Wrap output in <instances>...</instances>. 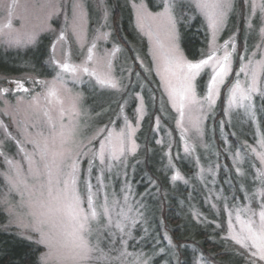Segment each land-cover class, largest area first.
Masks as SVG:
<instances>
[{
    "label": "rangeland",
    "instance_id": "1",
    "mask_svg": "<svg viewBox=\"0 0 264 264\" xmlns=\"http://www.w3.org/2000/svg\"><path fill=\"white\" fill-rule=\"evenodd\" d=\"M147 0H128L133 7L134 22L137 30L147 39L149 44V54L153 61V73L156 74L163 94H165L169 105L176 113L178 119L176 122V129L179 132L180 144L185 154H191V152L200 153L206 155L210 151V148L206 145V137L208 133L212 136L215 133L214 126L208 129L209 119L212 115H216V108L222 97H225V108L223 110L224 120L222 125H226L228 128L233 129L235 132L242 130L244 122L250 121L252 123L251 128L253 133L251 141H244L242 145L248 144L257 151H260V141L264 139V123L260 125L258 122L259 109L264 106V97L256 95L253 97V110L256 114V119L249 118L245 109L236 107L230 108L228 105V89L231 85L235 84L237 75L241 83L245 82L244 73H240L239 69L242 64H247L248 60H262L264 59V14L260 12L259 8L255 9L253 15H249L252 0L246 1V7L248 10L245 21V28L243 30V51L241 52L239 34L241 30H238V19L240 17V9L237 7L238 0H233V8L228 11L223 26H220L215 32L209 26L207 19L205 18L208 29L210 32V42L208 55L215 54L216 57L222 59L227 53L229 55V75L225 78L223 84L217 90V95L214 98L211 109L207 108L205 98L207 96V89L210 84V78L213 75L210 67L204 68L193 80V86L196 93V98L200 102H205L203 113L200 110L199 104H192L184 109V117L181 123L180 113L178 108L173 105L172 99L168 94V89L165 87L164 79H171L175 84L177 83L175 76L172 75L176 71L174 63H169L165 57V53L171 44L175 45V55L181 57L183 60L192 63H198L199 61H191L187 58L180 45L179 29L176 22V38L171 41L161 25L162 19L155 14L164 11V6L161 10L154 12L146 4ZM157 0V4L159 5ZM186 1V0H182ZM192 3L195 6L194 0H187L186 2ZM168 0H163V3H167ZM257 3L262 0H256ZM79 4L83 8V18L80 17V9L76 10V15L73 13V4ZM143 3L147 10L153 14V17H146L143 20H138V8ZM13 4L15 5L13 7ZM135 5V6H134ZM107 0H0V27L8 23L11 20V29L4 28L3 32H0V46L7 48H25L36 43V41L42 37V35L49 33L53 37L51 44V64L55 68V76L48 79H38L33 76H21L17 78H5L0 75V150L4 155L0 156V201L4 205V209L9 215V224L18 226V232L22 236L27 237L30 240L36 241L42 244L45 248V252L42 254V262L45 264H62L56 256H49V249L45 242H42V233L49 234L51 227L46 222H41L42 218L39 216L37 209L31 206V202L39 196L38 185L34 180L27 176V163L22 159L23 154L19 152V147L16 141H20L21 144L31 153L33 145L27 143L28 140L38 139V133L43 132L45 136L49 135V117L57 127L60 123L69 124V112L75 104L78 116L74 118L75 134L73 142L68 145L72 150L73 155L80 153H87V155H81V169H85L88 163V159L91 157L92 152L97 151L100 143V136L98 134L103 131L104 134L111 130L120 132L121 130L127 131V121L133 128L136 129L132 139L137 144L136 153L139 150L137 143V134L139 133L142 125V120L145 117L146 109L144 106L141 108V97L137 95L138 106L135 111L133 119L129 116L126 109L115 117L117 108L112 105V109L108 111H102V107L109 105L112 102L111 90L119 91L109 87H103L97 82L96 76L86 75L83 72L73 76L70 72H62L61 69L53 61H57L60 64L68 63L73 67L86 66L90 72H95L97 76H103L104 74H110L120 84V80L116 74V64L118 57H125L112 39L113 31L110 26L111 19L107 10ZM11 12V16L9 13ZM174 12V10H173ZM251 25V26H250ZM63 33L64 39H60V35ZM32 37L31 42L28 38ZM20 40V44L13 43L12 41ZM53 45L55 50L53 51ZM95 45V47H93ZM161 45L163 47H161ZM2 47V48H3ZM255 53V55H253ZM207 55V57H208ZM91 56V59H89ZM206 57V58H207ZM205 58V59H206ZM141 66L144 67V61L138 59ZM239 64L237 65V62ZM146 67V66H145ZM148 71V70H147ZM149 73L151 71H148ZM235 76L230 81L232 75ZM62 77L64 84L61 85L57 76ZM206 76L203 95L199 92V79ZM13 81H18L23 84L24 88L28 91L17 90V84ZM36 81H43L44 84H37ZM95 82L99 85L100 93L102 97L97 96L96 107L99 110L98 115H92L90 109L84 102V95L82 94V87L85 85H91ZM56 84L58 89V99H51L46 97V90L48 86ZM261 84L264 86V76L261 77ZM121 85V84H120ZM229 85V86H228ZM228 86V88H227ZM121 88V87H120ZM226 89L225 96L223 91ZM3 89H7V92H3ZM109 89V90H108ZM264 90V88H262ZM34 98L38 100V103L34 102ZM143 98V97H142ZM64 110L65 115L61 119L60 112ZM113 111L112 116L111 113ZM47 113V115H45ZM203 116V119L199 123V131L194 122L197 117ZM249 119V120H248ZM136 120V121H135ZM255 123L253 127V122ZM226 123V124H225ZM244 129V128H243ZM234 132V133H235ZM8 133L11 134V139L8 138ZM226 135V134H225ZM235 138L238 135L235 133ZM254 136V137H253ZM246 138L247 134L244 133L240 136ZM236 138V139H237ZM247 139V138H246ZM226 142V149L230 148V140L224 139ZM229 144V145H228ZM241 145V146H242ZM188 147L190 151L186 152L185 148ZM171 148L170 146L168 147ZM91 150V151H89ZM228 151V150H227ZM244 151V152H243ZM171 152V151H170ZM244 159L239 164V167L243 170L244 175H239L238 182L242 186L245 194L240 195V200L237 205L247 206L250 202L245 199L246 194L252 192H259L262 188L261 181L257 178L258 170L262 166L255 157L247 152V149H243ZM5 157L19 162L24 171L18 178L16 176V169L10 166ZM129 164V158L126 161ZM235 168L237 167L234 164ZM254 173V181L246 177L247 171ZM20 179H26V183H20ZM216 185V183H215ZM224 195L223 191H220ZM227 197L226 207V221L224 224L225 238L234 245L236 250H240L242 254L249 257L254 264H264V260H260L258 256H252L251 253L256 251L254 248L244 249L240 245L236 244L231 239V232L228 229L229 211H232L234 205L229 203L233 201ZM260 197L257 196L254 201H251V206L259 211L258 203ZM146 206L144 204V210ZM218 209L215 207V211ZM144 216H145V211ZM242 219H247L246 214H241ZM258 220V216H257ZM232 222L236 226V230L239 231V223L235 219V215L232 216ZM169 241V239H167ZM102 247V246H101ZM114 255H118L117 252H113ZM137 254H133L131 260H128V264H132L134 257ZM144 259V258H143ZM63 264H72L71 261H65ZM92 264H104L103 261H93ZM116 264V262H113ZM198 264H210L202 261ZM214 264V263H213Z\"/></svg>",
    "mask_w": 264,
    "mask_h": 264
},
{
    "label": "trees",
    "instance_id": "2",
    "mask_svg": "<svg viewBox=\"0 0 264 264\" xmlns=\"http://www.w3.org/2000/svg\"><path fill=\"white\" fill-rule=\"evenodd\" d=\"M186 1H182L173 12L179 29L180 45L189 60L200 61L208 55L210 32L203 15L192 3ZM246 1L238 0L237 3L240 9L237 28L241 30V52L248 10ZM146 4L154 12L164 6L163 0L159 1V5L157 0H147ZM107 8L113 42L125 57H118L116 64L121 88L119 91L111 90L112 102L103 106L102 111H108L114 105L117 108L115 117L121 109H126L133 119L138 106L137 95H142L146 109L136 137L139 150L129 157L127 167L128 181L134 191L143 196L146 206L143 211L146 214L143 222L138 223L133 230L134 239L128 241L127 252L132 255L127 257V261L132 259L133 254H137L146 259L148 264H198L202 261L210 264H254L234 245L227 243L229 240L222 238L225 235L226 207L222 206L223 200L215 199V193L223 191V196L235 197L236 204L240 195L245 194L238 182L233 150L240 149L245 140L251 141L250 136L256 134L257 131L251 128V120L244 122V129L239 132L222 125L225 118L222 113L225 97H222L216 108L215 119L212 115L208 123L207 130L213 126L215 129L214 135L208 133L205 140L210 151L206 155L200 153L201 156L195 152L185 154L176 129L178 117L153 73L149 44L136 28L132 5L128 0H107ZM52 42L53 37L47 33L35 44L25 48L0 46V75L5 78L26 75L38 79L52 78L56 73L51 64ZM138 59L144 61V67ZM234 76L235 73L230 81ZM205 80L206 76L199 79L201 95L205 93ZM100 88L92 82L81 89L86 106L95 116L99 113L95 103L97 96L100 94L102 97ZM257 117L260 125L263 124L264 106L259 109ZM234 132L238 135L237 139ZM244 133L247 139L240 137ZM226 138L230 140V148L227 149V141H224ZM209 167L216 171L215 186L209 183L213 179L207 171ZM177 172L182 179L174 181L172 177ZM254 173L250 177L251 172L248 170L246 177L254 181ZM201 175L205 179H201ZM210 188L212 192H209ZM212 203H216L217 212L211 206ZM229 203L233 204V201ZM194 212L199 215H194ZM9 221V215L0 201V264H43L41 257L45 252L44 246L19 234V227L10 225ZM116 247H120L119 242ZM104 251L108 252V249L105 247ZM113 252L109 254L114 255Z\"/></svg>",
    "mask_w": 264,
    "mask_h": 264
},
{
    "label": "snow or ice",
    "instance_id": "3",
    "mask_svg": "<svg viewBox=\"0 0 264 264\" xmlns=\"http://www.w3.org/2000/svg\"><path fill=\"white\" fill-rule=\"evenodd\" d=\"M195 8L207 19L209 26L217 30L223 26L225 17L229 10L233 8V0H194ZM182 4V0H168L164 5V11L155 15L163 21L161 27L168 35L171 41L176 38V16L173 14L174 8ZM15 5L13 4V7ZM135 6V5H134ZM80 9V17L83 18V8L81 5L73 4V13ZM259 8L264 14V0L257 3L252 0L249 15L255 13V9ZM11 16V12L9 13ZM146 17H153L146 6L141 3L138 8V20ZM251 26V25H250ZM11 20L0 27V32L4 28L11 29ZM264 31V29H262ZM32 37L28 38L31 42ZM60 39H64L63 33ZM20 44V40L12 41ZM95 47V45H93ZM161 47H163L161 45ZM55 45H53V51ZM174 43L169 46L165 57L169 63H174L176 71L172 73L177 83H173L171 79H164L165 87L172 99L173 105L178 108L182 122L184 117V109L192 104H199L203 113L205 102L207 108L211 109L217 90L224 83L225 78L229 75V55L226 53L222 59L210 54L206 59H201L198 63L188 62L175 54ZM255 55V53H253ZM91 59V56H89ZM61 69L62 72H70L74 77L78 73L83 72L86 75L96 76L97 82L103 87L120 90V84L110 74L97 76L95 72H90L86 66L73 67L68 63L60 64L53 61ZM206 67L211 68L213 75L210 78V84L207 89L205 102H200L196 98L193 86L195 77ZM240 73H244L246 79L242 84L238 78L234 85L228 89V105L230 108H243L247 112L250 119L255 120L256 114L253 110V97L259 95L264 97V86L261 84V77L264 76V59L248 60L247 64H242L239 69ZM61 85L64 84L62 77L57 76ZM17 84V90L28 91L23 84L13 81ZM35 83L43 85V81ZM7 92V89H3ZM46 97L58 99V89L56 84L48 86ZM34 102L38 100L34 98ZM143 106V98L141 97V108ZM123 112V109H121ZM47 115V113H45ZM65 115L64 110L60 112L61 119ZM78 116L75 104L69 112V124L60 123V126L52 122L49 117V135L45 136L43 132L38 133V139L28 140L27 143L32 144L31 153L16 141L19 152L23 154L22 159L27 163V176L38 185L39 196L31 202V206L37 209L41 222L50 225L49 234L42 233V242L46 243L49 249V256H56L59 261H71L72 264H92L93 261H103L104 264H128L127 257L132 254L127 252L128 241L133 238V230L138 223L143 222L144 218V202L143 196L135 192L132 184L128 181L126 161L130 156H134L137 144L132 139L136 129L128 123L127 117L125 122L128 130L116 132L114 129L106 134L101 131L100 143L97 151L92 152L91 157L85 169H81L80 153L73 155L68 145L73 142L75 134L74 118ZM203 116L197 117L194 122L199 131V123ZM8 138H12L8 133ZM247 149L256 160L264 166V139L260 141V151L251 145L244 144L240 149H235L233 163L237 165V174L243 176L244 172L239 167L243 161L242 150ZM91 151V150H89ZM188 152L190 149L185 148ZM4 153L0 150V156ZM6 162L16 169V176L19 178L24 171L19 162L5 157ZM213 177L209 183L215 186L216 171L213 167L207 170ZM204 169H201L203 174ZM257 178L261 181L262 188L259 192L246 194L245 199L250 203L247 206L235 204L233 197V209L229 211L228 229L231 232V239L241 248H254L252 256H258L260 260H264V167L258 170ZM172 179L180 180L182 177L179 172ZM201 179H205L201 175ZM20 183H26V179H20ZM186 182V181H185ZM212 192V189H209ZM259 196V211L251 206V201ZM217 201L223 200L224 207H227V197L221 193H215ZM215 208L216 203L211 205ZM246 214L247 219H242L241 214ZM194 215L199 213L194 212ZM235 215L236 221L239 223V231L232 222V216ZM258 216V220H257ZM117 242L120 247L117 248ZM171 244V241L169 240ZM104 247H101V246ZM108 252L104 251V248ZM116 251L118 255L111 256L109 253ZM45 259V264L47 260ZM132 264H148L146 259L137 255L134 257Z\"/></svg>",
    "mask_w": 264,
    "mask_h": 264
}]
</instances>
